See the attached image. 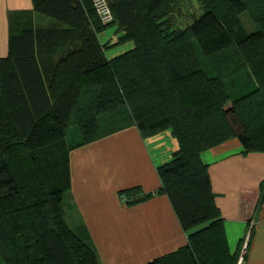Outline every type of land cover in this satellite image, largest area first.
<instances>
[{
  "label": "trees",
  "instance_id": "16d2710c",
  "mask_svg": "<svg viewBox=\"0 0 264 264\" xmlns=\"http://www.w3.org/2000/svg\"><path fill=\"white\" fill-rule=\"evenodd\" d=\"M182 1L108 0L109 24L125 32L121 41L135 43L112 59L90 0H33V11L61 27L35 28L32 11L9 14V51L0 57V264H99L63 213L73 147L67 134L78 125L83 144L127 124L143 136L170 128L180 144L158 167L159 191L188 243L148 264H236L240 250L228 249L200 153L233 137L244 153L264 152V0H198L202 13L184 27L175 13ZM179 83L191 105L160 100L137 110L158 93L180 98ZM186 107L199 108V121L175 123L176 110ZM125 193L129 203L150 196Z\"/></svg>",
  "mask_w": 264,
  "mask_h": 264
},
{
  "label": "crops",
  "instance_id": "0c3cea01",
  "mask_svg": "<svg viewBox=\"0 0 264 264\" xmlns=\"http://www.w3.org/2000/svg\"><path fill=\"white\" fill-rule=\"evenodd\" d=\"M21 11H32L35 28L62 26L33 11V0H0V57L9 51V14ZM124 33L116 24L97 32L100 43L107 45L108 59L135 48L133 40H120ZM67 138L73 145L69 220L74 223V214L86 230L99 264H148L188 243L169 197L159 191L158 167L172 161L180 149L172 129L143 136L135 124H127L80 144L79 126L73 125ZM200 159L208 167L230 253L240 250V255L247 244L240 264H264V152L244 153L240 140L233 137L203 150ZM135 189V197L150 196L129 203L125 192Z\"/></svg>",
  "mask_w": 264,
  "mask_h": 264
},
{
  "label": "rangeland",
  "instance_id": "374dc122",
  "mask_svg": "<svg viewBox=\"0 0 264 264\" xmlns=\"http://www.w3.org/2000/svg\"><path fill=\"white\" fill-rule=\"evenodd\" d=\"M175 13H176L177 19L179 20L178 25L181 27H184L187 24H189L190 22H192V20L195 17H197L198 15H200L202 13V6L198 0H183L179 4L178 8L175 10ZM243 21H244V24L246 25L248 30L254 29V25L252 23H250V21L248 19V15L243 16ZM108 25H111V24H107L105 26H108ZM242 76L243 75H240L239 78L243 79ZM158 80H160L159 83L163 87L164 84L166 83V81L164 79H160V78H158ZM233 84L235 87L236 81H233ZM177 87L180 90L179 93H181L180 98H177V94L174 95L171 92H166V94H168L166 97L158 96V94H159L158 93L156 96H154V101L148 102L147 104H141L137 108V110L144 108L148 111L149 108H151L153 105L157 104L156 102H159L160 100H162V102H164V104L167 107L169 106V108H170V106L171 107H177L178 105H181V103L183 104V106H188L189 104L191 105L192 100L190 99V97L188 96V94L186 92L187 87L185 86V84L179 83V85H177ZM177 87H176V89H177ZM200 112L201 111L199 110V108L198 109H188L186 107L183 109H178L174 113L175 119L173 121H175V123H178L179 125H180V123L182 124L183 122L191 121L190 124L193 125L195 123L194 121H199V119L201 118ZM189 114L190 115L195 114V117H193L192 119H189V117H188ZM202 114L203 113L201 112V116H202ZM217 120H219V119H217ZM235 127H237V124ZM62 207H63V213H64V217H65L67 224L85 241V243L88 246H91L89 243L87 234H86L85 230L83 229V226L80 224V222L78 221V219L76 218V216L74 214H72V216H71V219L73 218L74 223L73 224L70 223L71 222L69 220L70 215H68V213L70 211V206H69L67 193L64 196ZM203 226L204 225H200L197 227V229L201 228Z\"/></svg>",
  "mask_w": 264,
  "mask_h": 264
},
{
  "label": "built area",
  "instance_id": "2783aa9c",
  "mask_svg": "<svg viewBox=\"0 0 264 264\" xmlns=\"http://www.w3.org/2000/svg\"><path fill=\"white\" fill-rule=\"evenodd\" d=\"M91 5L99 18L100 23L107 25L113 21V12L108 0H90ZM247 244H244L239 256V264L243 261V255Z\"/></svg>",
  "mask_w": 264,
  "mask_h": 264
}]
</instances>
